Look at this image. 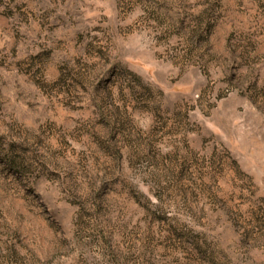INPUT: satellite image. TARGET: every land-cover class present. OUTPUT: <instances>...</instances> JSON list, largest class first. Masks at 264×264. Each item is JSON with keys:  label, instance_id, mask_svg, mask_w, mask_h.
Masks as SVG:
<instances>
[{"label": "rangeland", "instance_id": "1", "mask_svg": "<svg viewBox=\"0 0 264 264\" xmlns=\"http://www.w3.org/2000/svg\"><path fill=\"white\" fill-rule=\"evenodd\" d=\"M0 264H264V0H0Z\"/></svg>", "mask_w": 264, "mask_h": 264}]
</instances>
